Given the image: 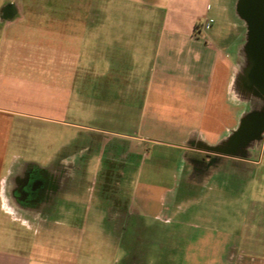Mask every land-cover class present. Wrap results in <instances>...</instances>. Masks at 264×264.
<instances>
[{"label": "crops", "instance_id": "obj_1", "mask_svg": "<svg viewBox=\"0 0 264 264\" xmlns=\"http://www.w3.org/2000/svg\"><path fill=\"white\" fill-rule=\"evenodd\" d=\"M120 2L125 11L99 16L93 35L91 18L83 21V48L76 55L74 32L56 28L53 37L43 39L37 26L41 36L29 38L33 21L21 12V1L0 0V264H33L26 250L14 247L26 243L19 225L41 227L44 218L57 223L61 216L76 215L74 186L85 183L78 173L89 142L82 149L72 147L78 164L73 176L62 179L53 154L46 160L27 157L20 137L27 120L52 118L58 104H72L75 96L97 105L95 119L128 130L116 132L119 137L106 145L108 184L125 185L132 171L153 184L165 183L164 168L187 193L208 184L205 168L210 180L220 170L240 175L241 188L256 177L264 154V102L260 83L253 81L248 24L238 12L239 0ZM125 84L129 93L124 97ZM43 90L51 96H42ZM256 114L260 124L242 131ZM206 151L212 156L204 158ZM36 172L41 174L33 177ZM115 198L105 212L121 245L129 232L131 246L146 227L138 213L148 212L151 204L122 193ZM247 206L248 224L224 244V264H264V191ZM166 208L162 205L161 212ZM205 241L200 247L209 246Z\"/></svg>", "mask_w": 264, "mask_h": 264}, {"label": "rangeland", "instance_id": "obj_2", "mask_svg": "<svg viewBox=\"0 0 264 264\" xmlns=\"http://www.w3.org/2000/svg\"><path fill=\"white\" fill-rule=\"evenodd\" d=\"M20 1L21 12L33 21L34 29L27 34L29 38L41 36L39 26L44 31L43 39L53 37L52 31L56 28L60 33L68 28L74 32L76 55L83 48L85 19L91 18L93 35L99 30V16H115L125 11L120 0ZM117 1L119 7H116ZM238 28L241 30L240 26ZM63 39L65 42L66 37L61 38L60 35L59 40ZM96 41L92 39V43ZM42 92L44 97L51 96V92ZM29 93L35 96L32 89ZM123 93L124 97L128 96L126 84ZM75 99L69 105L58 104L52 118L27 120L20 137L27 157L46 160L53 154V160L61 166L58 176L62 179L73 176V166L78 164L72 160V147L82 149L89 142L90 150L84 157L86 164L78 173L85 183L74 186L79 199L76 215L61 216L57 223L51 217L44 218L41 227H35L32 222L28 223V228L19 225L18 231L26 243L14 247L26 250L33 257V264H224V244L232 239V233H243L248 224L247 203L256 192L264 191V154L260 157L261 163L257 164L256 177L246 182L244 188H241L240 175H229L222 170L210 180L209 168L202 169L203 180L206 179L208 184L199 185L198 190L191 193L182 190L183 182L167 177L170 170L166 168L161 169L166 174L165 183L153 184L152 178L141 177V172L132 171L125 185L108 184L105 175L110 173L104 169L109 155L106 145L119 137L116 132L128 130L109 121L95 119L97 105L85 104L76 96ZM107 134L110 140L106 138ZM150 147L152 151L151 143ZM212 154L202 152L204 158ZM154 156L157 157L156 153ZM80 159L83 160L82 157ZM222 178H227L228 182L222 184ZM121 193L130 199L140 200L141 204L149 201L152 208L146 213H138L143 214L146 227L140 233L137 231L138 238L131 246L129 232H124V246L121 245L119 233L109 224L105 212L107 205ZM237 195L243 196L244 200L237 201ZM164 204L167 208L161 212ZM157 213L160 216L153 215ZM205 240H210L211 245L200 247ZM210 259L212 263H209Z\"/></svg>", "mask_w": 264, "mask_h": 264}, {"label": "water", "instance_id": "obj_3", "mask_svg": "<svg viewBox=\"0 0 264 264\" xmlns=\"http://www.w3.org/2000/svg\"><path fill=\"white\" fill-rule=\"evenodd\" d=\"M238 12L248 24L247 50L253 55L256 63L253 64L254 73L259 74V59L264 60V0H239ZM259 115H253L245 121L242 131L251 124H260ZM253 127V126H252Z\"/></svg>", "mask_w": 264, "mask_h": 264}, {"label": "flooded vegetation", "instance_id": "obj_4", "mask_svg": "<svg viewBox=\"0 0 264 264\" xmlns=\"http://www.w3.org/2000/svg\"><path fill=\"white\" fill-rule=\"evenodd\" d=\"M251 63H256V60L255 58L253 57V55L250 53V64ZM258 64V69H259V74L256 75L255 74V80L253 79L254 83H260V88H261V91H262V102H264V60L263 59H259V61L257 62ZM250 126H253L252 127V130H255L256 126L254 127V125H250ZM41 173H33L32 176L35 177V176H38L40 175Z\"/></svg>", "mask_w": 264, "mask_h": 264}]
</instances>
